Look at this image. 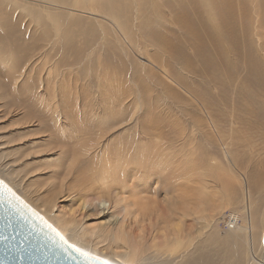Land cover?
<instances>
[{"label":"rangeland","instance_id":"rangeland-1","mask_svg":"<svg viewBox=\"0 0 264 264\" xmlns=\"http://www.w3.org/2000/svg\"><path fill=\"white\" fill-rule=\"evenodd\" d=\"M0 2V20L7 15L5 19L14 27L12 35L16 37L11 41L15 46L19 45L16 57L25 55L24 64L27 63L25 81L20 75L16 79L19 67L15 72L11 71L13 74L9 77L6 74L8 66L0 65V137L9 135L13 139L10 145L15 149L18 145L21 152L2 154L1 165L19 169L15 171L24 180L34 179L35 182L36 178L35 189H45L61 178L56 172L62 170L60 174L64 173L65 160L68 161L72 155L76 160L75 175L79 178L85 176L88 184L91 183L89 173L94 165L81 162L77 151L80 144L77 139L81 136H76L74 145L68 143L66 136L59 133L61 128L55 129V125V130L52 128L48 110L43 111L49 102H40L39 99L42 87L37 89V81L45 80L50 73L55 74L57 77L48 80L61 84L63 93L68 94V102L69 93H74L75 98H72L79 106L77 109L75 105L74 115L81 113L89 119H96L99 126L93 130L92 138L104 140L101 143L103 149L124 151L126 164L169 165L185 172L186 177H190L187 179L203 191L206 221L214 223L217 233H225L228 230L226 223L232 219L244 233L247 210H254L253 235L257 238L261 231L264 233V0H224L223 4L218 1L220 12L217 16L220 18L213 21L220 23L219 35H210L208 28L206 33V22L199 15L184 12L195 4H189L187 0H169L164 10H160L168 17L128 20L127 35L131 48L119 43L114 33H109L110 30L102 48H93V44L102 43V31L97 27L96 32L88 33L87 23L92 24L91 20H57L56 23L46 20L42 24L20 10L15 12V6L7 7L6 0ZM37 4L43 3L37 1ZM58 11L61 10L54 12ZM169 13L174 16H169ZM213 16L214 12L209 14L205 11L206 19ZM146 21L147 28L139 32L137 28H143ZM82 29H85L83 33ZM61 32L74 36L71 41L66 36L62 38V44L67 43L71 48L63 47L58 41ZM1 37L0 34V40ZM119 37L125 42L121 35ZM9 51V54L13 52ZM78 59L82 64L85 62L84 66L75 64ZM145 60H150L157 68L141 64ZM18 61L24 65L22 60ZM136 103L140 105H134ZM103 124L117 126L103 131ZM154 135L161 140L154 139ZM1 139L0 143L6 141ZM48 142L52 145H47ZM94 142H87V138L84 140L88 145ZM4 147L1 145L2 149ZM98 152L90 151L88 156ZM41 153L47 157L46 160L58 159L61 163L60 159H63L62 167L60 169V164L59 171L45 167L39 172L44 178H32L31 171L35 169L33 157ZM112 156L114 153L110 156L113 159ZM26 163L28 168L24 166ZM54 173L58 175L54 176ZM153 176L156 175L151 177L142 173L135 184H143ZM245 179L251 189V209L244 200ZM0 180L56 231L42 216L41 209L27 202L1 177ZM169 196L161 193L156 198L164 200ZM231 199L241 202L236 207L228 206ZM238 210L241 211L236 213ZM97 222L86 223L92 227ZM258 245L257 254L261 248ZM86 254L103 261L96 255Z\"/></svg>","mask_w":264,"mask_h":264},{"label":"bare ground","instance_id":"bare-ground-1","mask_svg":"<svg viewBox=\"0 0 264 264\" xmlns=\"http://www.w3.org/2000/svg\"><path fill=\"white\" fill-rule=\"evenodd\" d=\"M37 1L43 4L38 5ZM168 1L27 0L26 2L25 0H6L8 3L7 7L11 6L12 8L15 6V12L16 10H20L21 13L27 14L30 19L36 20V22L39 20L42 24L46 23V20L50 23H56L57 20H72L70 22H74L75 20H91L92 24L87 23L88 33L96 32L97 27L102 31L100 40L102 43H96L95 46L93 44V48H102L103 42L106 41L105 36L108 30L111 31L109 33H114L119 43L131 48L132 45L127 35L129 32L127 26L128 20L148 21L160 20V17H168L160 12V10H164L163 7L168 4ZM218 1L223 4L224 0H187L189 4H195L196 6L184 9V12L188 15H199L202 18L201 20H205L206 22L205 32L207 33L209 30L210 35H219L221 28H218V26H220V23L216 21L218 25L213 21L220 18L217 16V12H220ZM44 4L45 6H42ZM225 4L223 6L227 7ZM59 9L61 11L54 12ZM205 11L209 14L214 12L213 18L206 19ZM6 16L1 18L2 21L0 20V30L3 29L0 33L2 35V39L0 40V65L8 66L9 71H6V74L8 73L9 77L13 74L11 71L15 72L19 67L16 79L20 75V77L24 78L23 81H25L27 78V63L24 64L26 57L25 55L24 57L20 55L16 57L19 45L15 46V42L11 41L16 36L13 37L14 27L9 20L5 19ZM169 16L174 15L173 13H169ZM147 21L143 28H137L139 32L147 28ZM54 25L52 24V26ZM81 31L83 33L85 29ZM120 35L125 42L121 41ZM65 36L68 41L74 38L73 35H66L64 32H61L58 36L60 37L58 41L61 44L64 42L62 38ZM25 43L27 44V42ZM62 46L71 48L67 43L62 44ZM7 48L11 51L13 50V52L9 54L10 51ZM6 49L8 52H5ZM1 52H4V54L1 55ZM122 52L124 53V51ZM18 60H22V64L24 65L21 66V61ZM75 64L84 66L85 62L82 64L81 60L78 59ZM141 64L150 68H157L150 60H145ZM55 76L57 77V75L50 73L45 80L37 81V89L42 87L39 93L40 102L43 100L49 102L47 108L43 111L48 110V118L50 119L52 128L54 129L53 125H55V129L57 127L58 129L61 128L59 133L61 136H66L65 139L68 140V143L74 145L77 139L76 136H81V139H77V142H80L79 145L77 144V151L81 162L94 165L89 173L91 183L88 184V179L85 176L79 178V175H75L74 166H76V160L74 156L71 155L68 161L65 160L66 167L64 165L65 170L61 175L60 172L62 170H59L62 167L63 159L58 157L61 163H59L58 159L57 161L54 159L46 160L47 157L42 156V153L33 157L35 169L31 171L32 178L42 177V172H39L40 170H44L45 167L55 170L61 164L60 169H58L59 172H56L59 173L61 178L57 179L58 181L54 180L56 181L54 185L49 184L51 187L35 189L36 178L35 182H33L34 179L31 181L29 179L24 180L15 171L19 169L7 168L1 165V160L0 177L8 182L27 202H30L36 209H41L42 216L53 225L56 231L68 243L74 245L76 248L78 247V249H81L85 253L98 256L107 264H264V233L262 231L260 234L258 233V239L253 235L254 217L252 218V212L254 210L252 212L251 210L250 212L247 210V217L244 218V227L242 226L245 228L244 233H242L240 226H235V220V227L233 226V228L228 229L223 234L217 233L214 223L206 221V211L204 208L206 199L202 193L203 191L196 185H193V181L191 183L187 179V177H190H186L185 172H183V175L182 172H179V169L169 165H147L129 162L126 164L125 155H123L124 151L119 149H112V151L111 149H103L101 143L104 140H94L92 138L93 130L99 126L96 119H89L87 118L88 116H82L84 114L81 115V113V116L78 114L79 117H77L78 115H74L76 114L74 112L75 105L77 107V103L74 100L75 96H73L74 93H69L70 101L68 102V98H66L68 94L63 93L61 84L48 80ZM43 84H45L44 87ZM41 93L47 95L43 96ZM94 124L96 125L95 128ZM117 124L112 126L103 124L101 128H104L103 131H105L108 128L117 126ZM19 135L21 134L19 133ZM0 138H2L1 140H6L4 143H0V157L5 153H21L18 145H16L17 149L10 145L13 139L9 135L7 138ZM86 138L89 143L95 141L93 145L85 144L84 140ZM153 138L161 140L158 135H154ZM46 144L52 145L50 142ZM1 145H5V147L2 149ZM90 151L92 153L99 152L94 154V156H88ZM112 153H114L113 159L110 157ZM42 160L45 161L40 162ZM24 166L28 168L29 164L26 163ZM94 172L95 176L93 178ZM142 173H146L151 177L152 175L156 176L149 179L151 183L145 180L144 185L135 184ZM177 173L179 174L177 175ZM128 174L131 177L129 180H127ZM57 175L54 173V176ZM18 180L20 183H18ZM244 181V200L247 202L246 206L251 209V189L246 179ZM123 190H127L125 196ZM161 193L165 196H170L164 200L156 198ZM125 197H128V199ZM56 200L60 202H56ZM240 202L239 199H231L228 201V206L234 205L236 207ZM69 204L71 205L70 207L67 206ZM239 211L241 210L235 212L239 213ZM96 220L98 222L93 223L92 227L87 226L86 222ZM195 227L196 229L193 230ZM91 237L94 239H91ZM257 243L261 247H258L260 248V250L258 249L259 254L256 253Z\"/></svg>","mask_w":264,"mask_h":264},{"label":"water","instance_id":"water-1","mask_svg":"<svg viewBox=\"0 0 264 264\" xmlns=\"http://www.w3.org/2000/svg\"><path fill=\"white\" fill-rule=\"evenodd\" d=\"M83 254L0 180V264H106Z\"/></svg>","mask_w":264,"mask_h":264},{"label":"built area","instance_id":"built-area-1","mask_svg":"<svg viewBox=\"0 0 264 264\" xmlns=\"http://www.w3.org/2000/svg\"><path fill=\"white\" fill-rule=\"evenodd\" d=\"M233 226H234V220L232 219V220H229L227 223H226V228L227 229H231V228H233Z\"/></svg>","mask_w":264,"mask_h":264},{"label":"snow or ice","instance_id":"snow-or-ice-1","mask_svg":"<svg viewBox=\"0 0 264 264\" xmlns=\"http://www.w3.org/2000/svg\"><path fill=\"white\" fill-rule=\"evenodd\" d=\"M61 239H63V238H61ZM76 251H79V249H76ZM83 255H87L86 253H84Z\"/></svg>","mask_w":264,"mask_h":264}]
</instances>
